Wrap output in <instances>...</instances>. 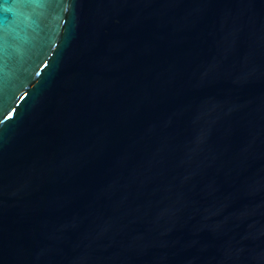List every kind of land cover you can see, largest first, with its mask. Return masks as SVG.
<instances>
[{
  "label": "water",
  "instance_id": "1",
  "mask_svg": "<svg viewBox=\"0 0 264 264\" xmlns=\"http://www.w3.org/2000/svg\"><path fill=\"white\" fill-rule=\"evenodd\" d=\"M0 264H264V0H0Z\"/></svg>",
  "mask_w": 264,
  "mask_h": 264
}]
</instances>
